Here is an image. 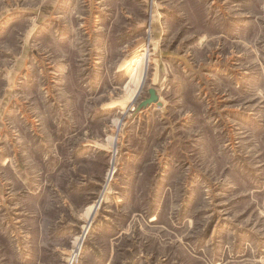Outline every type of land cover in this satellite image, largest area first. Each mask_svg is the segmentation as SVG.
I'll use <instances>...</instances> for the list:
<instances>
[{"label": "rangeland", "instance_id": "rangeland-1", "mask_svg": "<svg viewBox=\"0 0 264 264\" xmlns=\"http://www.w3.org/2000/svg\"><path fill=\"white\" fill-rule=\"evenodd\" d=\"M0 264H264V0H0Z\"/></svg>", "mask_w": 264, "mask_h": 264}, {"label": "water", "instance_id": "water-1", "mask_svg": "<svg viewBox=\"0 0 264 264\" xmlns=\"http://www.w3.org/2000/svg\"><path fill=\"white\" fill-rule=\"evenodd\" d=\"M149 92V96L147 98H145L143 101H141V103L139 104L140 107H145L151 103H155L158 102V96L156 91L153 88H150L148 90Z\"/></svg>", "mask_w": 264, "mask_h": 264}]
</instances>
